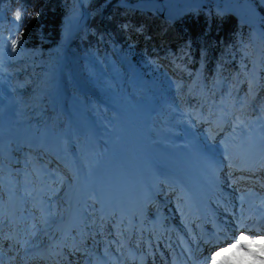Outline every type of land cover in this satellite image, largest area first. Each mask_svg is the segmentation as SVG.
Instances as JSON below:
<instances>
[{"label": "rangeland", "instance_id": "obj_1", "mask_svg": "<svg viewBox=\"0 0 264 264\" xmlns=\"http://www.w3.org/2000/svg\"><path fill=\"white\" fill-rule=\"evenodd\" d=\"M86 1L89 0H70V2L65 3L62 40L72 35L83 15L82 5ZM116 1L122 5H131L134 8L152 4L154 5L153 13H163L164 17L169 19L201 6H204V9L212 8L219 14L232 12L240 23L245 24L250 29L249 41L242 46V50L246 51L248 55L245 54V57L242 54L241 62L250 65L253 63L263 65L260 63L264 61V0H210L207 5L201 6L200 4H187V2H179L178 0H169V3L162 0ZM101 7L93 5L91 9L86 11L89 16L87 20L89 25H91L92 15ZM93 42H89V47H94ZM98 45L100 50H103L101 45ZM20 52L24 56L14 61L9 57L10 54L0 55V217L6 214L9 194L15 192L19 196L16 204L19 211L15 216L17 219L15 224L22 228L21 234L29 235L32 240L44 239L48 234V229L54 228L49 224L53 218L65 215L67 212L66 205L70 202L72 194L74 175L76 176L77 172L76 167L81 178H83V214L88 211L90 203L93 207L90 219L94 214H97L98 210L95 205L96 201L99 200L102 202L109 199L110 202H116L124 208L123 204L126 203L120 199V194L124 189L122 185L125 179L126 184H128L126 187L130 186V181L133 180L127 178L128 167H130V172L133 175L141 176L133 168L140 167L142 161L145 168H152L153 159L149 158L152 152L157 155L163 168L172 172L174 176L180 172L190 171L197 176L203 185L211 184L215 188L225 189V184H230L233 179H237V176L235 177L237 173L242 172L243 175L240 179L242 180L249 172L248 177L252 179L251 181L260 182L261 189L264 190V127L261 126L263 124L258 123V125L246 127L238 125L235 128L228 120L229 116L227 118L226 115L222 114L219 115V120L214 122L210 113L197 112V109L195 111L194 106L191 107L190 104H186L183 109L178 108L176 103L169 100L166 91L163 93L166 96L164 103L171 112L167 116L154 117L155 113L162 114L163 109L159 106V102L156 101L157 99L149 87L142 83V77L145 80L151 79L158 82L159 74L149 67L139 68V65L135 64L132 65L134 67H130L131 70L128 69L123 64L124 59L118 57L115 48H113L112 53L122 70L111 69L109 78L114 89L108 94L107 103L117 113L118 121L115 123L108 120L106 124H103L102 131L109 134L98 157L93 154L92 150L89 151L88 157L95 156L92 161L90 158L88 160L86 154L89 147L91 149L95 147L96 139L99 142L100 132L98 138L93 122L86 115L85 103L71 99L69 110H67L62 104V99L58 98V102L66 115V124H71L72 132L74 133L75 130L77 133V145L72 146L70 151L74 157H70L71 161L67 157H63L61 162L66 166L64 167L54 159L53 155L49 158L48 154H52L54 148H51L50 153L45 151L40 153V148L44 142L47 143L48 139L51 140L54 133L40 132L37 129L29 130L31 123L33 121L38 122L41 116L33 117L31 121L27 122L20 120L21 116L32 117L35 114L36 99L39 100L36 96L38 92L35 87L37 79L22 82L21 78L24 77L25 70L21 68V62H28V68L36 60L45 58L42 50H33L31 46L27 49L24 48L23 51L20 50ZM89 56L92 57V62L89 65L86 64V61H82L80 64L81 68H85L87 71H90V66L96 61L93 58L95 51H90ZM137 57L143 58L140 55ZM63 59L64 55H62ZM144 60L145 58L141 59V62L144 63ZM5 64L8 66L17 64L19 68L11 66L7 69ZM67 64L71 68V64ZM246 70L242 68L241 72L247 73ZM92 72L98 73L99 71L96 69ZM184 77L186 75H178L176 80L171 79L173 81L168 86V92L173 90V94L182 91L185 93L190 86L188 80L190 76ZM180 78L183 79L180 80ZM128 86L134 90L143 88L148 94L133 100L127 92ZM57 92L59 94L58 88ZM53 99L52 97L48 110L53 107ZM81 106L82 108H80ZM154 121L159 122V124L156 125L157 123ZM18 130H22V132L17 137L5 139ZM152 130L155 131L156 138H152ZM67 132L66 130L65 134ZM57 150L56 148L55 151ZM31 153L32 155L29 156ZM33 156L36 157L35 160L32 158ZM110 158L115 161L113 164L112 160L109 161ZM104 165L106 169H103ZM239 167L242 168V171L239 170ZM193 173L191 176L194 179ZM130 177L133 176L130 175ZM167 177L166 174L164 177L161 175V179L158 181L159 186L165 192L177 186L174 181H169ZM224 178L226 179L222 185ZM102 183L105 185L104 188L101 186ZM242 184L241 186H243ZM188 185L195 189L194 185ZM139 186L141 187V184ZM233 186H237V184H232ZM153 187L155 188V183ZM100 188L103 189L98 192L97 190ZM151 189L153 188L151 187ZM177 189L173 192L176 195L173 198L179 196ZM249 191L255 192L254 187L242 191L241 194H246ZM74 193L76 192L74 191ZM211 193L216 195L214 192ZM222 197L224 198L221 193L223 200ZM162 198L163 200L172 199L166 194ZM155 202L158 204L157 199ZM173 217L174 215H172ZM118 219L117 217L116 221ZM12 223L10 221V224ZM53 224L56 226L58 223L54 222ZM85 224L88 222L85 221Z\"/></svg>", "mask_w": 264, "mask_h": 264}, {"label": "trees", "instance_id": "obj_2", "mask_svg": "<svg viewBox=\"0 0 264 264\" xmlns=\"http://www.w3.org/2000/svg\"><path fill=\"white\" fill-rule=\"evenodd\" d=\"M68 1L0 0V55L10 54L14 61L24 56L20 50L31 46L33 50H42L45 56L28 68V62H21V68L25 70L22 82L37 79L35 87L39 100L36 99L35 114L21 116L20 120L27 122L41 116L38 122L31 123L29 130L54 133V139L44 142L40 153H50L54 148L51 153L58 163L66 167L61 159L67 157L71 161L65 132L68 128L74 147L77 133L72 132L71 124H66V115L58 98L62 99L67 110L71 99H77L85 103L86 115L93 122L98 138L100 132L101 144L96 139L95 147L88 148L87 158L92 161L95 157H88L90 150L98 157L109 134L102 131L103 124L108 120L118 121L117 113L107 103L108 94L114 89L109 78L111 69L122 70L112 53L113 48L128 69L135 64L139 68L149 67L159 74L158 82L142 77V83L149 87L163 109L162 114L155 113L154 117L167 116L171 112L164 103L166 96L163 93L166 91L169 100L178 108L190 104L197 112L210 113L214 122L222 114L229 116L228 120L235 128L258 123L264 127V61L260 63L263 65L241 62L242 54L248 55L242 46L249 41L250 29L240 23L234 13L219 14L212 8L201 6L169 19L163 13H153L154 8H134L116 0H89L82 5L83 15L72 35L62 40L63 9ZM93 5L102 7L94 12L89 25L86 11ZM18 11L20 19L16 18ZM18 37L13 49L11 42ZM90 41H94V47H89ZM90 51H95L93 58L96 61L87 71L80 64L82 61L87 65L92 62ZM5 66L7 69L11 66L19 68L17 64ZM242 68L247 69V73L241 72ZM96 69L99 72L93 73ZM178 75L190 76L189 88L185 93L168 92L170 82ZM57 88L59 96L54 98ZM127 92L133 100L148 94L143 88L134 90L130 86ZM52 97L54 104L48 110ZM154 134L152 130V138H156Z\"/></svg>", "mask_w": 264, "mask_h": 264}, {"label": "bare ground", "instance_id": "obj_3", "mask_svg": "<svg viewBox=\"0 0 264 264\" xmlns=\"http://www.w3.org/2000/svg\"><path fill=\"white\" fill-rule=\"evenodd\" d=\"M142 9L150 10L152 9V7L147 6V7H142ZM21 132H19L18 134L16 133L15 136L17 137ZM135 155L136 153L134 154V156ZM149 158L153 159V162H152L153 169L150 167L146 169L153 170V173L151 174L152 177H155L156 175L155 180H154L155 188L153 187V184L151 182L149 184L146 182L143 183V181L137 183L133 189L127 186L128 187L127 193L130 195V198L127 200V203L131 201L132 199H135L133 192L136 194L137 192L138 194L152 192L154 195L158 191L159 193L163 195L166 194L167 196L172 197V199L171 200L161 199L162 200V203L160 205L161 211H160V217L158 220L159 222L162 221L161 223L162 226L160 227V231H165L169 228L177 232L183 229L184 227H187L190 229L191 233L193 234L196 231V225H197L198 219L194 217L189 219L190 215L188 214V211L183 209L185 206L189 205L190 201L188 197H185V199L182 198L181 195L184 190V186L180 181H182L183 183L185 182V184L188 183V184L194 185L196 190H197V186H199L202 190H204L212 205V211H202L203 216L201 218L203 219L205 224H211L212 226L217 225V227H216L215 233L211 234V238L208 241L212 243L213 246L209 245L208 247H204L201 251H199V254L197 257V264H212V254L216 251H219L220 248L227 247L230 243H233L234 237H238L241 234V232H243L244 235L249 236L250 239H256L264 235V217L262 221L254 223L255 219L259 216V212L262 210L264 213V196H263L264 190L261 189L262 185L260 184V182L251 181L252 179L248 177L249 172H247V175L242 180L240 179L242 178L243 174L238 175L237 173V175H235V177L237 176V179H233V181H231L230 184L227 183L224 185V182L226 179L224 178L222 185L225 186V189H218V188L213 187L211 184L203 185L201 181L198 180L197 176H195L194 173L192 172L194 175V179H193L191 176L192 173L190 171L180 172L175 177L172 172L163 168V166L158 161L157 155L154 152H152V154L149 155ZM111 160L113 164L115 161H113V159L110 158L109 161L111 162ZM138 160L140 161V159ZM143 164L144 162L142 161V165L138 168H133V170L135 172H139L140 175L143 174L145 170V167ZM103 169H106L105 165ZM128 169H129L128 171L129 177L130 175L134 176L133 173L130 172V167H128ZM240 170H242V168H240ZM165 174L168 176L167 178L169 181L171 182L174 181L175 185L177 184L178 187L176 186V188H178L177 190L180 193V196L177 195L178 196L177 198H173V197H176V195L173 194V192L176 191L175 190L176 188H172V190L168 189L167 192H165L161 188V186H159L158 181H160L161 175H163L164 177ZM76 179H77V182L75 184L76 187L75 186L73 187L74 190L71 192L72 194H71L70 202L67 204L72 206L74 202H76V203H79L81 207H83V196H84L83 195L84 187L82 183L83 178H81V174L78 169L76 172ZM130 182L131 184L134 183L133 180H131ZM235 183L237 184V186L232 187V184H235ZM139 184H141V187L139 186ZM241 184L243 186H241ZM19 185L21 184L19 183ZM101 186H103V188L105 187L103 183ZM151 187L153 189H151ZM252 187H254L255 192L249 191L246 194H241L242 191L248 190V188H252ZM103 188H100L97 191L100 192ZM231 188H234V189L232 190ZM74 191L76 193H74ZM211 192L216 193V195H213V193ZM221 193L224 196V198L222 197L223 200L221 199ZM120 199L122 198L120 197ZM154 201H156V198H154V196L153 198H150L149 200H147L148 206L152 205ZM116 204H117L116 202L114 203L110 202L109 199L100 202V205L102 206L103 209H102V213L98 216L97 219H95V221L97 220V228H93V226L91 228H87L88 224H85V223L82 227V230L84 231L86 237L91 238L92 236H94L93 234L94 231H97V235L100 236L101 238L103 237L105 239H108L110 243L112 242L113 239L116 238L114 242L117 243V237L118 236L121 237V233H122L121 229L127 228L128 213L126 210V204H123L124 208H122L119 204L117 205ZM171 211L173 212V214ZM172 215H174L173 218H172ZM211 215H213V217L217 221L214 220V218H209V216ZM117 217L119 218L118 221H116ZM141 217L143 220L142 226L145 227V222L149 220L150 216L147 215L146 213H142ZM150 219H154V216H151ZM106 224H107V227H105ZM249 227L251 230L246 231L245 229ZM251 247L254 250L258 251V247H259L258 245H252ZM237 256H239V254H237ZM251 261H252L251 257L245 256L242 259L238 260L237 264H251Z\"/></svg>", "mask_w": 264, "mask_h": 264}, {"label": "snow or ice", "instance_id": "obj_4", "mask_svg": "<svg viewBox=\"0 0 264 264\" xmlns=\"http://www.w3.org/2000/svg\"><path fill=\"white\" fill-rule=\"evenodd\" d=\"M16 18L20 19V12L16 13ZM19 37L12 40L13 49L16 48ZM258 245V251L251 246ZM230 254V255H229ZM239 254V256H237ZM251 257V264H264V235L250 239L243 232L238 237H234V242L227 247H222L212 254V264H237L243 257Z\"/></svg>", "mask_w": 264, "mask_h": 264}, {"label": "built area", "instance_id": "obj_5", "mask_svg": "<svg viewBox=\"0 0 264 264\" xmlns=\"http://www.w3.org/2000/svg\"><path fill=\"white\" fill-rule=\"evenodd\" d=\"M163 2H167L169 3L168 1L169 0H162ZM179 2H187V4L189 3H192V4H200V5H207L209 3L210 0H178ZM179 5H181L180 3H178ZM144 7H147V6H144Z\"/></svg>", "mask_w": 264, "mask_h": 264}]
</instances>
